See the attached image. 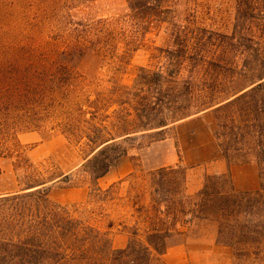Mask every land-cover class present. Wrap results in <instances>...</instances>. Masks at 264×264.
Instances as JSON below:
<instances>
[{
    "label": "rangeland",
    "instance_id": "1",
    "mask_svg": "<svg viewBox=\"0 0 264 264\" xmlns=\"http://www.w3.org/2000/svg\"><path fill=\"white\" fill-rule=\"evenodd\" d=\"M240 1L163 0L157 12L145 14L132 13L126 0H0V47H35L43 54L29 58L36 65L30 95L23 99L19 90L9 118L20 148L3 142L5 126H0V150L12 156L2 162L5 174L0 187L18 191L35 175L68 173L69 183L51 185V200L108 232L113 248H124L127 236L121 226L133 220L131 209L122 206L129 196L126 182L118 186L113 199L100 200L89 194V178L80 167L90 151L86 135L93 136L99 129L103 137L118 136L121 125L137 127L134 107L139 86L135 83H144L145 96L157 103L155 73L169 63H183L178 83L190 80L195 94L205 83L211 86L205 89L207 95L213 97H228L252 84L259 60H264V42L255 51L261 23L250 16L258 0H248L246 8L249 16L243 31L253 37L247 49L234 30L237 11L245 8ZM239 21L243 22L241 16ZM179 26L189 53L183 56L170 53L183 46L175 38ZM70 45L78 48L63 56ZM218 130L217 114L209 109L168 129L163 140L144 139L143 146L135 142L127 155L110 166L99 186L105 189L111 179L145 176L161 167L178 166L186 171L215 149L225 159L215 135ZM16 151L33 167L26 166ZM248 159L246 163H256ZM231 160L245 164L240 156ZM191 188L196 189L194 184ZM185 191L193 196L199 190ZM183 230L184 235L169 240L166 264H264L263 256L257 261L251 257L237 260L230 248L218 245L213 222L196 219Z\"/></svg>",
    "mask_w": 264,
    "mask_h": 264
},
{
    "label": "trees",
    "instance_id": "2",
    "mask_svg": "<svg viewBox=\"0 0 264 264\" xmlns=\"http://www.w3.org/2000/svg\"><path fill=\"white\" fill-rule=\"evenodd\" d=\"M126 1L132 13L146 14L160 9L159 2L163 0ZM153 1L157 4L153 5ZM239 3L245 8L243 12L237 11L234 30L239 32V39L247 49L251 47L248 41H253V37L243 31L249 5L248 0ZM255 6L250 16L261 23V36L255 49L258 52L260 43L264 42V0H258ZM176 29L175 38L183 46L170 53L187 55L186 38L180 26ZM77 48L70 45L61 54L67 55ZM37 55L43 54L35 47H0V126H5L3 142L14 148L21 145L11 133L13 126L9 118L17 104L19 90L22 88L23 99L30 95L31 72L36 65L30 63L29 58ZM259 61L261 64L255 69L252 84L228 97L207 95L205 89L211 87L207 83L197 94L193 93L195 85L190 80L178 83L183 63H169L164 70L155 73L159 91L157 103L145 96L144 83H135L139 86L134 107L137 127L127 129L121 125L118 136L103 137L99 129L93 136L86 135L90 151L80 167L89 178V194L100 200L107 199L126 182L129 196H125L126 203L122 206L131 209L133 220L121 226L127 236L124 248H113L108 232L51 200V185L60 181L69 183L68 173H51L46 177L38 173L29 178L22 189L0 196V264H166L164 256L170 247L169 240L184 235L183 229L193 225L196 219L215 223L216 243L230 248L237 260L251 257L257 261L260 256L264 257L261 251L264 241V60ZM150 82L148 80L146 85ZM209 109L217 114L219 130L215 135L226 161L235 164L231 160L233 156L245 159L243 163L248 158L256 161L260 178L258 190L236 192L229 174L207 175L202 188L188 196L186 171L178 166L161 167L145 176L130 174L105 189L99 187L98 179L107 174L117 159L127 155L135 142L143 146L144 139L163 140L168 129ZM16 153L20 154L19 158L24 156ZM11 157L7 150H0V174L1 159ZM23 160V163L29 162L27 158ZM13 170H17V166H13Z\"/></svg>",
    "mask_w": 264,
    "mask_h": 264
},
{
    "label": "crops",
    "instance_id": "3",
    "mask_svg": "<svg viewBox=\"0 0 264 264\" xmlns=\"http://www.w3.org/2000/svg\"><path fill=\"white\" fill-rule=\"evenodd\" d=\"M189 120H192V119L183 120V121L177 123L175 126H177L178 124H181L183 122H187ZM197 152L200 153L199 149L195 151V153L198 156L199 153H197ZM187 158H189L187 155H186V157H183V164H185V165L188 162ZM6 159L7 158L1 159V167H2V162ZM190 165H192V166H190L189 168L186 169V189H185L189 192H195V191L200 190L201 179L205 175L229 174L232 187L236 192L255 191V190H258L259 185H260L259 167L255 162L251 161V162L245 163V164H229L226 161V159H223L220 157V155L216 149L210 151V155L207 159H200L197 162L192 163ZM4 174H5V172L2 168V172L0 174V177L3 176ZM103 178H104V176L102 178L98 179V181H97L98 185H100ZM119 180H117V181H119ZM117 181H116V179H111L108 181L107 185L109 186L110 184L117 182ZM192 184L195 185V187H196L195 190H193L191 188ZM15 192H17L15 189L3 190L0 187V196L12 194ZM177 248L180 249V247H177Z\"/></svg>",
    "mask_w": 264,
    "mask_h": 264
}]
</instances>
